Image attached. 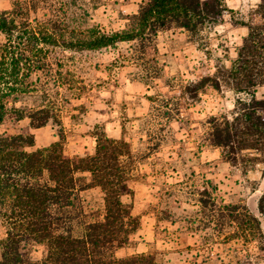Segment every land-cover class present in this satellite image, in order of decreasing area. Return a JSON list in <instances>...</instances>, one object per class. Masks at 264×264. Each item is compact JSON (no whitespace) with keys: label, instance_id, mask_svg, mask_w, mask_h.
<instances>
[{"label":"trees","instance_id":"obj_1","mask_svg":"<svg viewBox=\"0 0 264 264\" xmlns=\"http://www.w3.org/2000/svg\"><path fill=\"white\" fill-rule=\"evenodd\" d=\"M96 1L18 0L0 12V125L8 117H27L32 128L55 125L59 137L37 147L34 133L0 132V218L5 228L0 264H160L155 252L117 254L139 227L133 202L123 199L134 194L131 145L96 125L92 153L65 152L60 107L69 100L61 88L69 82L62 76V63L54 62L52 55L133 43L130 58L143 66L137 78L148 83L157 74L149 66L156 60L148 52L155 51L160 31L175 27L200 35L230 9L225 0H142L137 12L126 17L124 28L105 31L91 22ZM40 7L43 14L35 15ZM235 22L248 32L231 65L218 66L186 89L192 99L208 85L227 86L237 94L231 116L209 118L210 139L230 164L255 165L264 162V97L256 95L264 85V0L249 20ZM26 98L32 102L25 103ZM91 187L102 190L104 210L88 220L80 191ZM199 195L198 213L205 226L232 227L226 240L235 238L242 245L264 242V190L259 214L240 203L218 202L207 188ZM38 246L43 248L41 257L31 251Z\"/></svg>","mask_w":264,"mask_h":264},{"label":"rangeland","instance_id":"obj_2","mask_svg":"<svg viewBox=\"0 0 264 264\" xmlns=\"http://www.w3.org/2000/svg\"><path fill=\"white\" fill-rule=\"evenodd\" d=\"M16 1L0 0V12L12 9ZM225 1L230 11L200 35L175 27L158 33L155 51L148 52L156 60L149 66L157 74L148 83L137 78L143 66L130 58L133 43L99 50H58L52 55L54 62L62 63V76L70 84L61 88L62 97L69 100L64 99L60 107L65 152L92 153L96 125L131 145L134 194L123 199L133 202L139 227L130 243L117 252L119 256L155 252L160 264H264L263 241L242 245L235 238L226 240L232 227H207L198 213L199 191L204 188L218 202L240 203L256 214L264 190L263 161L232 165L210 139L209 118L231 116L237 94L227 86L215 89L208 85L192 99L186 89L192 81L214 74L218 66L231 65L248 32L235 21L249 20L260 0ZM96 3L98 7L90 11L91 22L112 31L125 27L126 17L137 12L142 0ZM43 11L40 7L34 14L41 16ZM256 95L264 97V85L257 88ZM31 102V98L25 99V103ZM4 131L34 133L37 147L59 139L55 125L32 128L27 117H8L0 125V132ZM82 175L89 178L90 174ZM80 197L86 219L103 212L100 187L82 190ZM4 231L0 218V239ZM31 251L41 257L43 248Z\"/></svg>","mask_w":264,"mask_h":264},{"label":"crops","instance_id":"obj_3","mask_svg":"<svg viewBox=\"0 0 264 264\" xmlns=\"http://www.w3.org/2000/svg\"><path fill=\"white\" fill-rule=\"evenodd\" d=\"M259 197H260V195H259Z\"/></svg>","mask_w":264,"mask_h":264}]
</instances>
